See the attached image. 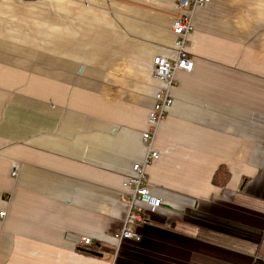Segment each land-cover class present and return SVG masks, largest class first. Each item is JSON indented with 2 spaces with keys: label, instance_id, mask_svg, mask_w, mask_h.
<instances>
[{
  "label": "crops",
  "instance_id": "crops-1",
  "mask_svg": "<svg viewBox=\"0 0 264 264\" xmlns=\"http://www.w3.org/2000/svg\"><path fill=\"white\" fill-rule=\"evenodd\" d=\"M181 15L174 0H0V264H111L152 58H174ZM192 24L145 169L170 207L113 264H264V0H208Z\"/></svg>",
  "mask_w": 264,
  "mask_h": 264
},
{
  "label": "built area",
  "instance_id": "built-area-1",
  "mask_svg": "<svg viewBox=\"0 0 264 264\" xmlns=\"http://www.w3.org/2000/svg\"><path fill=\"white\" fill-rule=\"evenodd\" d=\"M174 1L177 8L182 11V15L173 19L170 25V31L175 35L173 42L175 56L172 60L162 56L152 58L151 75L157 80L159 87L153 95V104L147 114V129L140 134L144 153L139 161L132 163L130 176L122 182L119 199L125 206V212L120 227L113 233L116 250L111 256V264L123 242L139 241L137 226L146 222L145 213L158 212L161 208L170 207L150 191L145 169L158 156L152 144L155 130L172 103L171 89L174 86V73L176 71L188 72L192 68L193 62L186 52V43L193 30L194 11L205 6L208 0ZM11 175H16L14 168ZM1 215L2 212H0ZM81 243L91 245L89 238H81Z\"/></svg>",
  "mask_w": 264,
  "mask_h": 264
},
{
  "label": "trees",
  "instance_id": "trees-1",
  "mask_svg": "<svg viewBox=\"0 0 264 264\" xmlns=\"http://www.w3.org/2000/svg\"><path fill=\"white\" fill-rule=\"evenodd\" d=\"M228 175L227 170L224 167L219 166L212 174L211 183L217 187H222L227 181Z\"/></svg>",
  "mask_w": 264,
  "mask_h": 264
}]
</instances>
